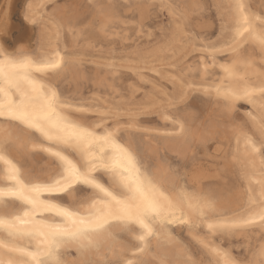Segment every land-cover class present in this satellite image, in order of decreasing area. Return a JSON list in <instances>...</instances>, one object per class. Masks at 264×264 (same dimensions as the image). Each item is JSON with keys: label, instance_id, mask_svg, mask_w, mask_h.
<instances>
[{"label": "snow or ice", "instance_id": "snow-or-ice-1", "mask_svg": "<svg viewBox=\"0 0 264 264\" xmlns=\"http://www.w3.org/2000/svg\"><path fill=\"white\" fill-rule=\"evenodd\" d=\"M49 7L26 3L23 16L48 39L13 47L9 8L0 0V264H65L69 248L80 257L75 264H264V242L245 262L224 246L238 234L264 241V14L253 12L247 0L217 4L220 32L208 41L186 31L168 0L148 5L177 20L170 59L161 68L136 70L150 91L133 87L129 94L113 87L119 99L106 103L61 88L67 66L86 61L60 47L62 37L83 38L88 25L66 26ZM93 7L91 24L105 38L143 26L140 5H125L127 14L114 5ZM248 46L262 53L259 61L243 55ZM116 56L110 51L97 66L118 73L131 63ZM159 79L170 87L157 88ZM205 99L230 125L228 154L245 192L238 211L181 183L173 170L161 173L146 163L147 137L197 143L191 109ZM244 106L251 111L238 122ZM149 116L162 117L163 128L145 127ZM37 154L49 161L40 171L28 166Z\"/></svg>", "mask_w": 264, "mask_h": 264}, {"label": "rangeland", "instance_id": "rangeland-1", "mask_svg": "<svg viewBox=\"0 0 264 264\" xmlns=\"http://www.w3.org/2000/svg\"><path fill=\"white\" fill-rule=\"evenodd\" d=\"M171 2L177 6L176 11L180 16L179 22L185 26L187 32L194 35L199 34L200 38L204 40L215 39V34L220 32L221 20L214 6L223 4L222 0H171ZM47 3L50 5L47 11L50 13L57 10V20L62 21L66 26L70 24L74 28L81 29L88 25L83 33V38L77 39L71 33H65L62 37L60 47L68 48L75 55L86 56V61L82 64V77H75L67 73L60 77V86L65 94L80 96L84 99L95 97V93H99L103 99H106L107 95L111 97V90L94 84L96 76H104L103 68L97 65H102L106 61L110 51L117 54V59L124 57L131 60V63L122 65V70L116 73L114 79H108L116 89L127 91L129 94H131L133 87L145 91L151 90V85L145 86L140 83L135 72L144 67L161 68L164 66V62L170 59L166 53L170 51L169 41L177 23V20L167 14V11L160 12L158 9L153 11L148 8V5H158L159 0H54ZM247 3L253 12L264 14V0H247ZM96 4L114 5L118 13L123 12L125 14L131 11L125 5H140L142 7L138 10L137 20L142 18L143 26L135 29L132 27L117 29L119 33L122 31L123 35L126 33L128 39H122L120 35L105 38L91 24L95 16L93 6ZM197 4L201 7L195 8L194 6ZM220 13L222 14L223 10H220ZM171 18H173L172 21ZM9 25L14 27L11 36L14 37L21 33L23 21L19 7L10 15ZM15 26L17 27L15 28ZM37 31L38 29L31 27V39L35 37ZM90 42L94 44V47H89ZM33 43L34 41H31L29 47L33 46ZM157 48L161 50L155 56L145 59L146 63L144 59H135L136 54L146 56ZM180 50L177 48V52ZM243 55L255 61H259L262 57L259 49L252 46H248ZM150 60L153 61L149 62ZM89 61H94V63ZM129 68L132 71H129ZM163 75L167 76L169 73L166 72ZM146 78L156 79L151 74ZM156 87L166 88L170 86L166 80L159 79ZM191 111L197 114V118L192 122L193 135L197 143L195 145L189 144L186 154L180 156L162 148L158 139L147 137L144 144L146 163L151 164L154 169L165 164L183 178L181 180L183 183L195 189H204L203 191L209 195L211 193L210 196L213 195L212 197L217 200L218 205L224 209L231 210L242 206L245 202V192L239 174V166L233 163L231 155L228 154V143L231 135L230 125L225 124L219 107L206 99L194 104ZM244 111H251V106H244L241 112L236 115L235 118L238 122L246 119L243 116ZM164 123L165 121L159 116H149L143 121L144 126L148 128H163ZM149 140L154 141L156 145L154 147L149 146L146 143ZM28 162L30 167L35 170H41L49 164V161L41 154L32 156ZM179 232V229L175 230V234ZM118 238L122 239L123 237ZM181 238L187 239L186 232ZM257 238L258 235L256 234L238 235L227 240L224 246L231 248L232 255L237 260L245 262L251 258L252 250L258 246Z\"/></svg>", "mask_w": 264, "mask_h": 264}, {"label": "bare ground", "instance_id": "bare-ground-1", "mask_svg": "<svg viewBox=\"0 0 264 264\" xmlns=\"http://www.w3.org/2000/svg\"><path fill=\"white\" fill-rule=\"evenodd\" d=\"M51 1H54V0H3V5L5 6V7H8L9 8V12H8V24H9V22H10V15L13 13V11H16L17 9H18V7H19V11H20V13H21V19H22V21H23V29L22 30H20V34H18V35H15L14 37L13 36H11V33L13 32L12 31V28H14V27H11L10 25H9V27H10V37H11V39H12V41L14 42L13 43V47H20V46H27V47H29L30 46V43H31V41H34V45L33 46H35L36 45V43H37V41H39V40H41V39H43V40H47L48 39V37L47 36H41V32H40V29H38V31L36 32V34H35V37L34 38H32L31 39V25L30 24H27V23H25V21H24V19H23V16H24V10H25V5H26V3H37V4H39V3H42V2H51ZM179 1V0H178ZM168 2L169 3H171V4H174V2H171V0H168ZM222 2H223V4H228L229 2H230V0H222ZM175 5V4H174ZM10 6V7H9ZM60 9V8H59ZM57 11V10H56ZM56 11H52V12H50V13H53L54 14V16H55V18H56V20L58 19V17H57V15H56ZM125 11V10H124ZM167 14H169V13H167ZM172 17V16H171ZM60 18V17H59ZM168 18H169V16H168ZM172 19L173 18H171V21H172ZM17 26H15V28H16ZM21 28V27H20ZM123 30H125V29H123ZM175 30V29H174ZM174 30H173V32H174ZM117 31V30H116ZM125 32V31H124ZM173 32L171 33V37H170V40L172 39V35H173ZM117 33H119V31H117ZM146 35V34H145ZM116 36H119V35H116ZM69 37H70V35H69ZM112 37H115V36H112ZM111 37V38H112ZM145 37V36H144ZM149 37V36H148ZM52 40H53V42H55V36L53 35L52 37ZM120 38H122V39H128V36H126V33L124 34V35H120ZM119 40V39H118ZM121 41V40H120ZM170 42V41H169ZM159 50H161L160 48H157V49H155V50H153V52L151 53L152 55L151 56H155L156 54H157V52L159 51ZM257 51V50H256ZM245 55V54H244ZM151 56H148V55H146V56H142V58L141 59H147V58H149V57H151ZM167 58V57H166ZM254 59H255V57H253ZM151 59V58H150ZM252 59V58H251ZM261 59V58H260ZM153 60H150L149 62H152ZM105 63V62H104ZM104 63H102V65L104 64ZM190 63V62H189ZM97 67V66H96ZM103 72H104V76L103 77H101V76H96L95 78H94V84L96 85V86H102V87H106L107 89H109V90H111L112 91V89H113V87H114V85L111 83V82H109V80L108 79H114V77H115V75H116V73H112V72H109L107 69H105V68H103ZM69 74V75H73V76H75V77H82L83 75H82V64H69L68 66H67V68L65 69V71L61 74V76H63V75H65V74ZM170 74V73H169ZM171 74H174V73H171ZM135 76H136V78H138L139 79V76L136 74V72H135ZM140 80V79H139ZM130 86H132V85H130ZM107 95V94H106ZM94 96L96 97V98H99V99H101L102 101H104V102H111L113 99H119V97H114V95H113V91H112V95H111V97H108V95L106 96L107 98L106 99H103L102 97H100L99 96V93H95L94 94ZM162 120H163V118H162ZM164 121V120H163ZM162 129V128H161ZM211 130V129H210ZM213 134V133H212ZM194 136V135H193ZM159 142H160V145L162 146V148H164V149H166V150H168L169 152H171V153H175V154H177V155H180V156H182V155H184V154H186V152H187V150L189 149V143H186V142H183V141H175V140H159ZM149 146H151V147H154L155 145H156V143L154 142V141H151V140H149V141H147L146 142ZM191 153V152H190ZM208 156V155H207ZM230 157V156H229ZM194 158V157H193ZM31 159V158H30ZM30 159H29V161H30ZM227 164V163H226ZM28 166L30 167V164H29V162H28ZM239 168V167H238ZM155 170H159L161 173H166V172H168L169 170H172V169H170V168H168L167 166H165V164L163 165V166H158V167H156L155 168ZM183 170V169H182ZM36 171H40V170H36ZM236 174V173H235ZM238 177V176H237ZM236 177V178H237ZM181 183H183L182 181H181ZM196 190H200V188H198V189H196ZM204 190V189H203ZM221 193V192H220ZM236 193V192H235ZM212 194H213V192H212ZM229 194V193H228ZM234 194V193H233ZM210 195H211V193H210ZM216 195V194H215ZM214 195V196H215ZM220 195V194H219ZM232 195V194H231ZM213 196V195H212ZM224 196V195H223ZM222 196V197H223ZM227 196V195H226ZM230 196V195H229ZM221 198V197H220ZM225 200V199H224ZM228 200V199H227ZM221 201V200H220ZM237 204V203H236ZM235 205V204H234ZM243 206V205H242ZM242 206H238V207H235V208H233V209H231L230 211H238ZM174 235H175V232L173 233ZM239 235V234H238ZM238 235H236V236H238ZM245 235V234H244ZM252 235V234H251ZM254 235V234H253ZM256 235H258V234H256ZM245 237V236H244ZM257 237V236H256ZM246 238V237H245ZM252 239V238H251ZM247 240V239H246ZM257 241H259V244L260 243H262V242H264V241H262V240H260L259 238H257L256 239ZM253 243V242H252ZM258 244V245H259ZM63 259H64V261H65V264H75V262L77 261V260H79L80 259V257H79V255H78V253L76 252V250L74 249V248H69V249H67L64 253H63Z\"/></svg>", "mask_w": 264, "mask_h": 264}]
</instances>
